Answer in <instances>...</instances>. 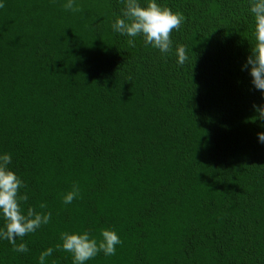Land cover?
I'll use <instances>...</instances> for the list:
<instances>
[{
	"label": "trees",
	"instance_id": "trees-1",
	"mask_svg": "<svg viewBox=\"0 0 264 264\" xmlns=\"http://www.w3.org/2000/svg\"><path fill=\"white\" fill-rule=\"evenodd\" d=\"M66 2L0 0V155L27 185L22 210L52 214L17 238L26 253L0 239V264H39L48 248L45 264H73L60 234L102 229L122 243L86 264H264L250 0H156L185 17L167 54L113 31L121 0Z\"/></svg>",
	"mask_w": 264,
	"mask_h": 264
},
{
	"label": "clouds",
	"instance_id": "clouds-1",
	"mask_svg": "<svg viewBox=\"0 0 264 264\" xmlns=\"http://www.w3.org/2000/svg\"><path fill=\"white\" fill-rule=\"evenodd\" d=\"M124 7L121 16L117 17L112 24L114 32L122 36H128L131 47H135L134 38L142 36L146 46L151 45L158 49L162 54L173 51L171 33L179 30L185 17L182 13H173L168 7H161L156 0H147L146 6H141L139 0H121ZM5 5L0 3V8ZM66 11L82 12L83 9L76 4V0H67L63 5ZM249 11L254 17L253 36L255 44L251 46V54L247 58L244 69L250 68V76L255 89L264 93V0H250ZM186 48L177 45L175 54L177 64L184 65L188 60ZM257 116L253 121L259 119L264 121V104L253 105ZM258 140L264 143V133H258ZM12 163L10 154L0 155V217L5 221L0 228V239L7 240L13 247L12 250L18 253L28 252L25 243L17 244V238H23L34 233L43 225L51 221V212L37 211L33 207H28L24 212L21 202L26 203L28 195L21 194L20 189L27 185L9 168ZM80 194L78 185H73L72 190L64 195L63 203L70 204ZM40 209L47 208L46 203L39 205ZM100 239L90 236V233H69L60 234L61 243L56 249H62L72 255L73 264H86L87 261L94 259L99 253L105 256H112L116 253V246L121 244L118 234L113 230L102 229ZM53 248H48L41 252L39 264H45L47 257L53 253Z\"/></svg>",
	"mask_w": 264,
	"mask_h": 264
}]
</instances>
